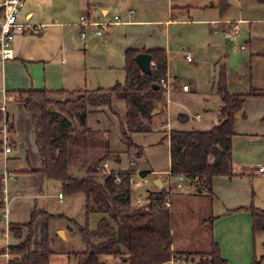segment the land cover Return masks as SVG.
I'll return each instance as SVG.
<instances>
[{"label":"trees","instance_id":"obj_1","mask_svg":"<svg viewBox=\"0 0 264 264\" xmlns=\"http://www.w3.org/2000/svg\"><path fill=\"white\" fill-rule=\"evenodd\" d=\"M217 1L221 14L228 2ZM141 51L151 55L148 74L142 72L134 59ZM122 67V81L107 87L77 89L79 94L72 99H52L49 97L51 91L43 87L14 91V99L29 112L35 133L34 143L41 165L30 171L59 181L63 195L82 193L84 218L78 223L63 212L53 213L33 207L27 222L9 224L16 238L22 237L21 228H26L27 233L19 242L7 246V264H49L48 257L52 252L49 224L59 218L73 223L84 243L83 249L72 252L76 264H167L174 256L171 208L163 206L166 196L172 202L171 189L156 188L149 192L147 202H133L130 188L134 168L108 171L100 168L101 154L106 148L104 140L87 125L86 114L90 108L107 106L111 113H116L111 98H123L125 118L118 130L127 144L139 148L132 142L130 134L149 131L148 122L153 116L151 109L156 107L161 112L165 108L161 87V80L166 76V51L163 48H126ZM216 80L221 107L215 125L200 130L170 129L167 135V176H181L195 193L206 194L209 198L213 195V177L240 174L232 170L231 159L235 113L248 97L257 96L252 90L229 92L223 64L219 66ZM184 117V114L178 116L180 120ZM12 129V123H9L8 131L12 133ZM136 154L139 155L140 150ZM76 162L82 168V174L73 171ZM2 206L0 195V209ZM241 208L250 212L252 233L264 230V209L251 204ZM92 213L99 216L94 226L89 227L88 217ZM37 219L40 234L39 239L33 241L32 225ZM213 219L214 216L209 215L203 220L210 225ZM208 236L209 248L193 252L199 255L195 264H228L210 232ZM188 253L190 251L179 255L186 257ZM251 264H258V260L254 259Z\"/></svg>","mask_w":264,"mask_h":264},{"label":"crops","instance_id":"obj_2","mask_svg":"<svg viewBox=\"0 0 264 264\" xmlns=\"http://www.w3.org/2000/svg\"><path fill=\"white\" fill-rule=\"evenodd\" d=\"M171 4V0H45L43 4H40L38 0H24L17 20L20 23L44 24L45 27L36 35L29 33L14 35L11 44L13 57L7 58L8 61H0L1 65L7 61L8 68L12 71L7 81L5 78L1 84L0 105L2 103L1 96L4 92L5 95H9L8 100L5 101L6 117L13 126L12 150L6 158L0 152L3 157L0 160V170L6 169L10 174L6 180L5 210L0 211V220L3 223L2 229L5 231L3 233V230L0 229V234L4 235L1 250L5 246L19 242L27 233L26 228H21L22 237L16 238L9 228V224L27 222L33 207L51 212L45 206L38 208L37 205L44 187H47V189L59 187L56 196L61 193L60 184L57 185L51 179H45L38 173L30 171L31 169H39L41 165L38 150L34 143L35 133H33L30 114L20 102L14 99V91L30 87H43L51 91L49 93L50 98L62 99L76 95L78 93L77 89L89 87L87 84L86 52H84L87 43H103L110 48H116L117 51L115 43L117 38L119 42V52H117L119 54H124L126 48H163L166 51V76L175 83L174 88L165 96L167 98L165 99V110L163 111L164 118L163 122L158 124V127L163 128L165 133L168 134L170 129L200 130L209 129L215 125L217 122L215 118L220 112L218 109L216 110V117L206 113L203 117L198 113L193 114L192 117L196 114L199 117H194V122L191 125L185 121L184 123L183 120H181L182 123L177 121L179 115L184 114L186 117L183 119H186L189 115L188 112L181 109L178 103L183 102V96L186 97L185 93H188L192 82L188 78H186V81L183 80L181 76L174 74L171 70L169 60L174 58V55L179 51L169 46L168 33L172 26L185 23L192 24L197 21L211 25L213 22L210 21V17L207 15L214 7L213 3L198 8L195 7L194 10L197 9L199 15L196 20H193L187 14L190 6L178 5L179 10H174ZM80 17H84L87 22L84 27L79 25ZM114 17H116V20ZM215 22L218 24L213 30L222 31L225 29L222 24ZM72 26L78 27V32L76 37L71 32L72 45L66 47L63 35ZM96 30L99 31L98 34L95 33ZM81 31L83 36H80ZM76 39L82 42V49L76 48ZM192 50L191 47L186 46L185 49L181 48L179 55H181V52L193 54ZM191 60L192 58L188 61ZM197 65V63L194 64L195 67ZM184 83L187 84V88L182 90L181 86ZM97 86L99 85L91 88ZM107 86H111V84ZM101 113H104L103 109H101ZM110 114L116 118L115 113ZM152 119L148 122V125ZM120 120L123 121L124 119L120 117ZM91 129L95 130L94 128ZM102 131L103 137L108 139L109 133L106 128ZM135 144L139 145L137 142ZM165 144L167 145V137L165 138ZM115 159L119 160V157L116 156ZM105 160L108 162L107 158L103 157L100 164ZM168 168L169 165L167 170ZM81 169L78 162H76L73 171L82 174L83 170ZM155 170L157 171V169ZM233 171L240 174H234L233 176L217 175L212 178L213 195L211 198L204 196V200L208 207L206 217L212 215L214 219L211 222L209 221L211 224L202 236L208 237L210 232L211 238L217 242L220 254L227 260L228 264H232L235 251L238 252L239 258H234V261L251 264L255 259L258 260V264H264V230L252 233L250 212L241 208L248 207L251 204L264 209V172H258L253 166L249 169L243 166L242 169L233 166ZM160 182V187H163L161 179ZM180 184L182 183L180 182ZM156 187L158 186L156 185ZM46 194L52 196L48 192ZM62 195L61 193V197H57L58 202L62 200ZM39 224L40 221L37 219L32 225L33 241L39 239ZM62 232L64 233V231ZM183 244L178 245L177 240H175V230L172 228L174 256L172 257V263L168 262L167 264H183L185 258L189 257L195 264L199 255L197 258H194L191 253L186 257L179 255L182 252L194 251L191 249L194 246L189 245V242H187V247ZM0 255L3 256V253H0Z\"/></svg>","mask_w":264,"mask_h":264},{"label":"rangeland","instance_id":"obj_3","mask_svg":"<svg viewBox=\"0 0 264 264\" xmlns=\"http://www.w3.org/2000/svg\"><path fill=\"white\" fill-rule=\"evenodd\" d=\"M38 1L40 4L45 2V0ZM226 1L228 7L219 14L217 8L219 2L217 0H171L174 10H179L178 5L190 6L187 14L193 20H196V17L199 16L197 14L198 10H194L195 7L198 8L213 3L214 7L207 15L210 17V21H217L220 25H224L225 31L231 29L232 23L229 22H238V29L233 36L226 37L222 31L213 30L212 24L208 25L196 21L192 24L185 23L172 26L168 32L169 46L179 52L181 48L185 49L186 46H189L193 49V54L187 52L186 54L192 60L186 61V54L181 52V55H179L180 53L177 51L178 53L174 55V58L169 60V65L174 74L181 76L185 81L188 78L192 82L188 93H185L186 97L183 96V102L178 103L182 110L184 109L185 112L189 113L188 117L183 119V122L185 121L189 125L194 122L193 114L198 113L201 117L205 113L215 116L216 110H219L221 101L216 93V77L219 66L222 64L226 69L228 91L246 92L252 90L256 93L257 96L248 97L235 113L234 133L231 139L233 166L241 169L243 166L249 169L254 165L264 163V95H261L264 93V0ZM69 30L76 37L78 27L72 26ZM75 42L76 48L82 49V42L78 39ZM115 43L118 51L119 42L117 38ZM117 51L116 48H110L103 43L86 44L84 52H86L88 68L87 84L90 88L96 85L102 87L113 85L114 82L123 80L122 63L124 54H119V51ZM7 61L2 65L0 64V88L4 79L6 78L7 81L12 72L8 68ZM195 63L198 64L197 67L194 66ZM78 94L71 96V99ZM165 96L166 94L163 92V97ZM112 99V107L117 112L115 113L116 118L110 114L111 112L107 106H94L87 112V124L94 128L95 130H91L98 132L104 140L106 148L105 151H102L101 156L107 158L109 162L107 168H134L131 173L130 188L133 202L138 198L140 203L147 202L149 192L158 188L154 181L158 178L161 179L163 187H169L170 192L173 194L170 208L175 240H177L179 246L180 243H184L185 246L187 242H189V245L192 244L194 247L191 249L194 251H190V253L194 255V258H197L198 255L193 252H203L209 248L210 237L202 236L203 232L209 228L207 220H202L208 215V207L204 200V196H208L195 193L186 179L181 180V187L176 188L175 184L178 180L175 177L167 176L166 170L169 161L165 138L168 134L165 133L163 128L158 127V124L163 122L165 108L161 112L154 111L155 115L149 124V131H136L130 134L132 142L139 143V148H136L127 144L117 129L119 122H122L120 117L121 119L125 118L124 99L120 97H113ZM208 103H212L213 107L208 108ZM101 109L104 110L103 114ZM177 121L182 123L178 118ZM104 128L109 133L108 139L103 137L102 129ZM137 150H141L139 155L136 154ZM116 156L119 157V160L115 159ZM2 158L0 153V160ZM51 181L57 185L60 184L59 181ZM58 190L59 187L54 189L44 187L37 202L38 208L45 206L51 212H63L73 218L74 221L82 223L84 218V195L80 192L68 197L62 195V200L58 202V196H56ZM47 192L52 196H47ZM98 216L99 214L92 213L88 217L89 227L94 226ZM2 224L0 220L1 230H3ZM49 228L52 249L48 257L49 264H76L72 252L83 249L84 243H82L74 224L67 219L59 218L51 221ZM60 230L64 231L63 236L59 233ZM3 236V234H0V250L3 248ZM234 254L232 264H244L243 262L234 261V258H239L237 251ZM4 260V257L0 255V264H6ZM183 264H194V261L190 257L185 258Z\"/></svg>","mask_w":264,"mask_h":264},{"label":"built area","instance_id":"obj_4","mask_svg":"<svg viewBox=\"0 0 264 264\" xmlns=\"http://www.w3.org/2000/svg\"><path fill=\"white\" fill-rule=\"evenodd\" d=\"M24 0H0V61L3 62L4 60H7V58H12L13 54H12V41H13V37L16 34H22V33H29V34H33L36 35L38 34L41 29H43L45 27L44 24H31V23H20L17 18L21 12L22 6H23ZM114 19L116 20V17H114ZM79 25L80 27H84L85 24L87 23L84 17H80L79 18ZM232 23L230 26L231 29L228 31L222 30V32L224 33V35L226 37L229 36H233L235 33H237V29H238V22H229ZM218 23L213 22L212 23V27L215 28L217 26ZM222 27H224V25H222ZM98 30L95 31V33L98 34ZM80 36H83V32H80ZM185 59L188 61L191 59V57L186 54L185 55ZM174 86V83L171 79H169L167 76H165V78L163 80H161V87L163 89V92L167 95V93L172 90V87ZM182 90L187 88V84H182L181 86ZM9 95H5L4 92L2 93L1 96V105H0V152L3 154V156L6 158V156L10 153V151L12 150V133L8 131V125H9V121L8 118L6 117V108H5V104H6V100H8ZM195 118H198L199 115L196 114L194 116ZM107 164L108 162L105 160L104 162H102V164H100V168H102L103 170H109L107 168ZM253 167H255L257 169L258 172H264V163L259 164V165H254ZM168 172V171H167ZM10 174L8 173V171L6 169H2L0 170V195L3 199V206L0 209V211L2 212V210L4 209V205H5V201H6V192H7V188H6V184H7V178H9ZM176 179L178 180L175 184L176 188L181 187L180 181L182 179L181 176H176ZM57 196L61 197V193H59ZM135 202L138 203L139 198L135 199ZM170 199L168 196H166L164 202H163V206L170 208ZM4 212V211H3ZM3 233H5V231L3 230ZM3 256H4V261L7 264L6 261V257H7V246H5L4 248V252H3ZM173 259L169 260V263H172Z\"/></svg>","mask_w":264,"mask_h":264},{"label":"water","instance_id":"obj_5","mask_svg":"<svg viewBox=\"0 0 264 264\" xmlns=\"http://www.w3.org/2000/svg\"><path fill=\"white\" fill-rule=\"evenodd\" d=\"M63 37H64L63 40H64V43H65L66 47H70L72 45L71 31L69 30V31L65 32ZM134 59H135L137 65L142 70V72L147 73V74L150 72V69H151V66H150V64H151V61H150L151 60V55H149V53L142 52V51L138 52V53L135 54ZM207 107L208 108H212L213 104L212 103H208ZM157 110H158V108L153 107L151 109L150 113L154 114V111H157ZM154 182H155V184L158 187L161 186V182H160L159 179H156ZM59 233H61L62 236H63L62 230H60Z\"/></svg>","mask_w":264,"mask_h":264}]
</instances>
